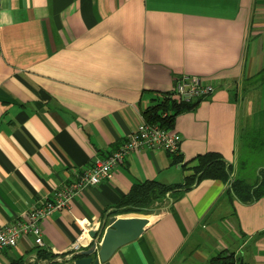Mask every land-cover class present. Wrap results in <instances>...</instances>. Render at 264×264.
Segmentation results:
<instances>
[{
	"label": "crops",
	"instance_id": "crops-1",
	"mask_svg": "<svg viewBox=\"0 0 264 264\" xmlns=\"http://www.w3.org/2000/svg\"><path fill=\"white\" fill-rule=\"evenodd\" d=\"M183 76L214 91L175 116L178 152H129L42 221V246L19 237L0 264L66 254L76 220L133 214L116 206L134 184H180L199 154L219 153L250 184L264 168L239 167L240 134L264 130V0H0V228L117 150ZM240 81L253 88L230 90ZM228 186L202 180L155 203L141 235L101 264H208L224 252L264 264V196L242 203Z\"/></svg>",
	"mask_w": 264,
	"mask_h": 264
},
{
	"label": "built area",
	"instance_id": "built-area-1",
	"mask_svg": "<svg viewBox=\"0 0 264 264\" xmlns=\"http://www.w3.org/2000/svg\"><path fill=\"white\" fill-rule=\"evenodd\" d=\"M213 91L214 86L211 82L196 76H183L175 80L173 95L181 101L188 102L197 98L208 97ZM180 141L181 136L175 131L165 130L142 120L117 150L102 160L96 159L87 170L80 174L76 181L55 190L51 199L33 205L25 214L23 221L19 220L10 226L0 228V251L15 247L18 238L22 236H30L36 245L42 246V221L54 211L67 208L74 195L80 190L109 179L114 167L122 162L129 152L146 147L175 154L178 152ZM76 222L81 227L80 233L66 254L54 255L52 259L36 258L28 264L70 263L78 252L88 249L94 242L89 232H98L101 228V222L94 218L91 220L80 219Z\"/></svg>",
	"mask_w": 264,
	"mask_h": 264
},
{
	"label": "trees",
	"instance_id": "trees-1",
	"mask_svg": "<svg viewBox=\"0 0 264 264\" xmlns=\"http://www.w3.org/2000/svg\"><path fill=\"white\" fill-rule=\"evenodd\" d=\"M261 74V72H260ZM253 80V79H252ZM251 80V81H252ZM204 97L181 101L177 97L164 94L157 103L148 106L142 112L143 120L150 125L171 130L173 120L179 113L193 110ZM240 170H255L257 166L264 165V130H248L240 134ZM169 154V153H168ZM176 154V153H175ZM172 154V155H175ZM180 156H174L172 163L180 162ZM242 160V161H241ZM193 163L190 174L186 175L180 184L165 185L157 181L136 183L131 190L120 199L115 210L122 213H151L155 203L162 202L172 193L189 190L202 180H220L229 182L228 193L242 203L254 201L264 196V168H261L255 183L250 184L245 179L231 178V169L216 152L199 154L185 163ZM183 166L184 168L186 166ZM52 259L54 255L38 253V258ZM10 264H24L20 260ZM208 264H237L233 253L224 252L211 259Z\"/></svg>",
	"mask_w": 264,
	"mask_h": 264
},
{
	"label": "water",
	"instance_id": "water-1",
	"mask_svg": "<svg viewBox=\"0 0 264 264\" xmlns=\"http://www.w3.org/2000/svg\"><path fill=\"white\" fill-rule=\"evenodd\" d=\"M149 213H133L128 216H110L101 223L100 230L90 231L94 240L91 246L78 252L72 262L65 264H101L123 245L135 241L149 223ZM106 224V227H104Z\"/></svg>",
	"mask_w": 264,
	"mask_h": 264
},
{
	"label": "rangeland",
	"instance_id": "rangeland-1",
	"mask_svg": "<svg viewBox=\"0 0 264 264\" xmlns=\"http://www.w3.org/2000/svg\"><path fill=\"white\" fill-rule=\"evenodd\" d=\"M261 76V74L259 75ZM261 85V83L259 82L258 85ZM253 84L251 83H248V82H243V81H240V83H235V84H232L230 85V90L232 91H237L238 93H242L244 92V90H251L253 88L252 86ZM260 90V88H258V91Z\"/></svg>",
	"mask_w": 264,
	"mask_h": 264
}]
</instances>
